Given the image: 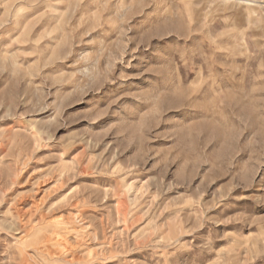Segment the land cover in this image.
<instances>
[{
    "label": "rangeland",
    "instance_id": "374dc122",
    "mask_svg": "<svg viewBox=\"0 0 264 264\" xmlns=\"http://www.w3.org/2000/svg\"><path fill=\"white\" fill-rule=\"evenodd\" d=\"M0 264H264V0H0Z\"/></svg>",
    "mask_w": 264,
    "mask_h": 264
}]
</instances>
